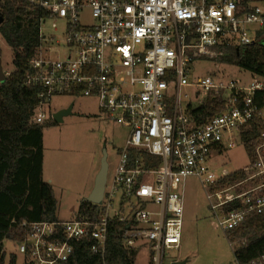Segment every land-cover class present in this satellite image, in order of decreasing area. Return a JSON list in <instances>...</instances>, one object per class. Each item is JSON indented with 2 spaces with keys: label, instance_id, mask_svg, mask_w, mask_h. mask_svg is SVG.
I'll use <instances>...</instances> for the list:
<instances>
[{
  "label": "built area",
  "instance_id": "2783aa9c",
  "mask_svg": "<svg viewBox=\"0 0 264 264\" xmlns=\"http://www.w3.org/2000/svg\"><path fill=\"white\" fill-rule=\"evenodd\" d=\"M19 1L40 13L23 79L36 90L30 122L53 120L52 99L68 95L95 99L99 119L127 130L90 217L21 223L13 243L24 264H73V243L82 241L102 256L112 228L125 249L146 246L149 264L179 262L165 254L180 248L188 177L205 187L213 226L224 233L264 213V78H189L196 60L222 47L264 45V0ZM47 23L57 36L45 33ZM184 88L192 95L183 101ZM208 103L219 111L199 115ZM237 147L248 163L227 183L238 170L216 174L213 154ZM247 264H264V255Z\"/></svg>",
  "mask_w": 264,
  "mask_h": 264
},
{
  "label": "trees",
  "instance_id": "16d2710c",
  "mask_svg": "<svg viewBox=\"0 0 264 264\" xmlns=\"http://www.w3.org/2000/svg\"><path fill=\"white\" fill-rule=\"evenodd\" d=\"M0 14L3 17L0 36L13 54V71L0 84V264H6L3 241L19 239L24 221L57 220V203L51 185L42 179V125L30 122L36 90L23 85L28 62L39 45L40 13L28 9L19 0H4ZM220 50L222 55L217 57V62L264 78L263 44L255 42L244 50L233 47ZM218 111L219 107L214 108L208 103L196 112L205 116ZM245 148L250 153L251 146L246 138ZM242 176L238 170L224 181L235 183ZM94 208L83 200L76 215L90 217ZM110 233L102 256L92 253L88 242L73 243V264H133L136 251L123 247L116 229L112 228ZM225 234L230 241H242L233 251L236 264H247L264 255V213L251 215ZM14 263L15 255H11L7 264Z\"/></svg>",
  "mask_w": 264,
  "mask_h": 264
},
{
  "label": "rangeland",
  "instance_id": "374dc122",
  "mask_svg": "<svg viewBox=\"0 0 264 264\" xmlns=\"http://www.w3.org/2000/svg\"><path fill=\"white\" fill-rule=\"evenodd\" d=\"M44 27L46 34L58 35V32L50 28L49 23ZM217 57L196 60L190 67L189 78L195 80L210 75L220 81L239 79L242 83H247L252 77L246 70L217 62ZM12 58V50L0 36V69L6 78L13 71ZM185 93L191 94V89L182 90L183 101ZM70 105L71 113L63 116L60 122L42 124L44 177L52 179L58 199L57 217L63 221L74 217L79 203L88 196L86 190L92 179L94 182L95 176H92L95 165L100 168L103 151L107 153V173L111 175L116 151L124 145L127 133L126 128L97 117L99 109L93 98H72L68 95L54 97L50 106L51 113L66 109ZM195 105L192 102V106ZM247 163V155L241 147H237L221 156L213 154L211 167L219 174L221 169L233 172L242 169ZM183 204L180 248L167 252L166 261L177 260L185 264H236L233 251L242 241H230L223 231L213 226L206 189L195 177L185 180ZM229 243H233L232 247ZM3 250L6 264L11 255H15L14 264H24L23 256L17 253L11 240L3 241ZM149 260V250L143 246L137 249L133 264H149Z\"/></svg>",
  "mask_w": 264,
  "mask_h": 264
},
{
  "label": "water",
  "instance_id": "95a60500",
  "mask_svg": "<svg viewBox=\"0 0 264 264\" xmlns=\"http://www.w3.org/2000/svg\"><path fill=\"white\" fill-rule=\"evenodd\" d=\"M2 22H3V17L0 14V25L2 24ZM6 79L7 78L5 77V75L2 73V70L0 69V84H3ZM71 109H72V105H70L66 109L57 111L56 113L53 114V117H52L53 121L60 122L63 116L71 113ZM107 171H108L107 153L106 151H103L100 168L97 174L95 175L93 187L85 199L86 202H89L91 204L101 203L103 191H104V185H105L106 177H107ZM172 264H185V262H174Z\"/></svg>",
  "mask_w": 264,
  "mask_h": 264
},
{
  "label": "crops",
  "instance_id": "0c3cea01",
  "mask_svg": "<svg viewBox=\"0 0 264 264\" xmlns=\"http://www.w3.org/2000/svg\"><path fill=\"white\" fill-rule=\"evenodd\" d=\"M59 110H62V109H59ZM58 110V111H59ZM57 112V111H56ZM98 169H99V167L97 166V165H95V169H94V172H93V176H92V178L96 175V173H97V171H98ZM42 179H43V181L44 182H47V183H49L50 185H51V187H52V189H53V192H54V196H55V199H56V217H57V206H58V199H57V197H56V194H55V190H54V188H53V184H52V179L51 178H45L44 177V172H43V161H42ZM90 186L87 188V194L86 195H88L89 193H90V191H91V189H92V187H93V179L90 181V184H89ZM57 219H59L58 217H57Z\"/></svg>",
  "mask_w": 264,
  "mask_h": 264
}]
</instances>
